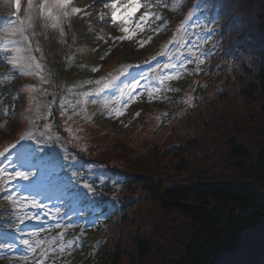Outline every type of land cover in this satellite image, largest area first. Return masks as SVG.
Returning <instances> with one entry per match:
<instances>
[{
  "label": "trees",
  "instance_id": "trees-1",
  "mask_svg": "<svg viewBox=\"0 0 264 264\" xmlns=\"http://www.w3.org/2000/svg\"><path fill=\"white\" fill-rule=\"evenodd\" d=\"M198 7L211 26L208 79L197 86V108L161 133L150 130L131 145L83 125L73 107L85 102L83 75L58 102H30L21 87L10 100L9 137L20 135L26 115L34 120L33 141L17 153L34 169L36 189L61 188L65 199L77 194L76 179L96 175L87 195L95 214H80L100 218L82 264H264V0H186L184 9ZM257 103L259 140L249 152L250 134L236 136L248 130ZM46 105L56 110L49 120L40 113ZM39 115L57 136L38 131ZM67 124L75 128L68 132ZM94 129L97 139L74 145L73 130ZM215 137L227 145L220 163L208 160Z\"/></svg>",
  "mask_w": 264,
  "mask_h": 264
},
{
  "label": "rangeland",
  "instance_id": "rangeland-1",
  "mask_svg": "<svg viewBox=\"0 0 264 264\" xmlns=\"http://www.w3.org/2000/svg\"><path fill=\"white\" fill-rule=\"evenodd\" d=\"M127 0H122L119 2V5L123 6L127 4ZM154 1L156 3V0H148L145 2V4L139 8V10H135V12L132 14V21L129 23V27H134L135 22L138 20L139 13L142 12H151L153 15L149 17L148 20H158L155 18L156 16L159 17L160 20H163V23H160L158 28L154 30L153 35L150 37L148 36V32L145 30V25L143 27V30H137L136 34L132 37L131 41H128V39L125 40H120V42L117 44L120 45V52H121V72L114 77L122 76L125 75L128 77V80L126 82V87H124V93L125 95L123 96L122 100L121 99H116V98H110L109 100L103 99V103L101 106V117L103 118H108L110 121H113L118 129H126L128 128L127 124V119L122 118V114L125 115L127 111H125L126 107H123L122 105H129L131 106L132 104L135 106H146L149 102L150 104L152 102H155L157 104H160L161 106L165 105L168 103L169 99L166 98L165 96L162 95L160 88L157 83H152L150 89L145 86L144 82L142 81V78L140 76V73H143L142 69L133 71V61L132 59L128 58V53L126 52L129 48V46H124L125 44H132L131 47H134L133 52L140 51L142 50L146 45L150 44L151 41L153 42L152 38H155L156 36H163L166 34V28H168V23L161 16V14H158L154 9H153V3ZM44 0H32V3L38 4L42 3ZM51 2V0H49ZM76 2H79L80 4H85L88 6V11L95 13L92 15V19L96 20L97 23L96 25L101 24L102 30L107 29L110 33L107 37H105V43L109 44L114 41L115 35H117L120 31V28L122 26L121 23V18L122 16H127V13H124L123 7H118L117 8V21L116 23L109 22L108 20H105V14H104V19L101 20L100 16L95 10L98 9H103L106 12L109 11L111 12V9L105 8L104 5L111 3L112 0H76ZM28 0H22V16L25 18V24L23 26L18 23L16 27H14V36L11 39H16V38H22V40H25L26 43V51H30L32 53V50L38 51V56H31L30 61L34 65L39 64L40 65V74L37 75V81H38V86H43L48 85V83L52 84V90H55L56 86V81L53 76L52 72V63L48 61L47 54L44 50V47L46 46V41L47 37L53 36L55 40L58 41L60 49L63 48V51L58 53V50H55L53 52L56 53V57L58 59H63L65 67L64 72L62 74V77L65 76L66 78V73L68 71V67L73 65L74 62V53H72V45L74 43L75 39L81 38L82 31H77L73 32L71 30L70 25L68 24L67 21H65L61 26L64 29V34L61 35L59 29L52 28L50 26L51 21H45L43 17H38L37 15V10L34 8L32 12L29 14V16H25L24 14V9L27 7ZM150 5V7H149ZM137 11V12H136ZM178 11V10H177ZM169 12V11H167ZM163 13L165 11L163 10ZM55 15V11H54ZM31 17V19H29ZM109 22V23H108ZM31 23V27L28 26V24ZM76 25V22H73ZM168 24V25H167ZM78 26V25H77ZM76 26V27H77ZM23 28V35L21 34V29ZM77 29H81L78 27ZM138 31L140 34L138 35ZM146 33V34H144ZM16 36V38H15ZM26 37V38H25ZM104 39V37H103ZM151 39V40H150ZM150 40V41H149ZM98 41V40H97ZM188 47L195 49L196 53L198 52V49L196 48V43L191 42L187 44ZM8 47H10L8 45ZM13 51V57L18 58V64L15 65L17 67L18 73H22L23 71H26L27 67L29 66V61H25L23 64L19 63V61L24 59L22 58L21 53L17 52L16 49H19L18 46H12L11 47ZM23 49V48H22ZM87 47L84 44H80V50H86ZM22 51V50H21ZM23 52V51H22ZM9 54V53H8ZM8 54L3 51L2 45L0 44V65L4 66V60L8 58ZM185 54H190L189 51H185ZM49 55V53H48ZM12 57V58H13ZM204 60V57H202ZM39 61V63H38ZM185 61H189L188 63L194 64L193 61L190 60L189 56H185L183 58V61L181 64H184L183 68H178L179 75L181 77L182 73H187L188 70L186 69V66L188 67L190 64L184 63ZM97 62V61H96ZM188 64V65H187ZM13 65V64H12ZM21 67H23V71L21 70ZM125 68L127 71H125ZM146 69V68H144ZM8 70V71H7ZM7 67L1 68L0 66V85L4 84H10V87L8 88L11 90L13 89L14 86H16V83L18 84L19 82L17 81L18 79V74L14 73ZM11 75V77H9ZM162 75L158 74L157 79ZM9 80H7V79ZM160 80V79H159ZM178 80V79H175ZM22 81V79H21ZM134 81L138 82L134 84ZM151 91V96L149 95ZM171 90L166 87V93L170 95ZM134 95V99L129 100L128 97L129 95ZM188 95H191V93H188ZM192 98L190 99V101ZM256 107V108H255ZM252 111L250 110L249 113L252 116L250 119L247 120L244 124L248 127L247 129H244L246 131H241V134H238L237 137H241L242 135H246L247 133L250 134V138L246 140L251 146H249L250 150L255 148V142H258L259 138L254 139V136L258 130V120L261 119V117L258 115V103L255 106ZM148 108V107H147ZM146 108V109H147ZM118 109L121 113V115H116L115 110ZM209 115V114H208ZM138 116V112H135L133 114V118H136ZM245 116V115H244ZM118 117V118H117ZM262 121V119H261ZM25 122L28 125V129L32 128V123L29 118H26ZM68 132L75 128L73 125H68ZM253 127V128H250ZM243 128V126H242ZM105 130H108V128L104 127ZM54 130V129H53ZM72 132L75 134L74 139V145L77 147H82L84 148L85 144H88L87 141H94L99 137V134L97 131H88V133L80 135L82 132L78 131L77 133ZM7 132V121L6 117L4 115V112L1 111L0 109V146L3 144L2 137H5V133ZM41 132L44 133H50L51 137L53 138L56 133L50 132L48 124H44L41 128ZM128 132V131H127ZM72 133V134H73ZM141 133H136L134 137L136 139H139ZM230 134L232 136H235V133L233 131H230ZM57 136V135H56ZM65 136V135H64ZM68 139L70 138L69 135H67ZM105 138H108V135H105ZM216 140L215 142H212L213 147L210 149L211 154L208 160L210 161H215L221 162V158L223 155V152L226 150L227 145L224 143L225 140L222 139V137H215ZM241 139V138H239ZM71 141V138L69 139ZM216 145V147H215ZM5 146V145H4ZM11 150V149H10ZM6 162V161H5ZM230 168L234 166V161L230 160ZM19 162H15V166L11 170L8 169L7 167L6 170H4V173L6 174L4 176V179L7 180V185L4 187L6 197L11 194L14 195L15 199L19 201L18 204L10 202L7 200V210H8V216L9 218L7 219V223L3 224L1 229H0V261L5 264H67L66 263V256L64 254H67L68 248L65 249V251L60 252L59 247L62 243H67L68 241H75V239H70L68 237H65L66 235V230L69 226L73 225L72 221H69L66 218V215H57L56 210L59 209V206L57 208L56 203L54 201L47 200L49 198L45 197H40V196H34L30 195L27 193V188L30 186L32 182V175L29 176L27 180L22 179L20 177H15V178H10L12 174H14L15 171H21L20 166L16 165ZM221 165V166H220ZM223 164H219L218 166H213L211 171H218V169L223 168ZM229 167V166H228ZM236 167H234L235 169ZM0 169H3L2 165H0ZM226 170V169H225ZM213 171V172H214ZM24 172H30L31 171H24ZM204 175V174H202ZM0 187H3L2 182H0ZM136 192H140L138 189ZM40 197V198H39ZM45 198V199H44ZM31 201H35L39 206L38 207H32L31 206ZM28 217H39V219H34V218H29V219H23L24 216ZM20 218V219H18ZM67 219V220H66ZM22 221V222H21ZM59 224L61 227H57L56 225ZM159 229V228H158ZM32 232H36L37 236L33 237L30 234ZM60 233H63L62 238L59 236ZM159 238H165V233L162 232V234H158ZM156 238L157 236L154 235ZM22 239H29L30 242L34 243V246L36 247V252H30L24 244L21 243ZM42 241L44 247H49L51 249H55V251H49L47 257H41L39 255L40 251H42V247L40 244H36V241ZM165 240V239H164ZM173 242L170 241H164L163 244L164 246H168ZM5 245H12V247L8 248L5 247ZM77 247V246H76ZM27 257V260L24 261L22 258Z\"/></svg>",
  "mask_w": 264,
  "mask_h": 264
},
{
  "label": "snow or ice",
  "instance_id": "snow-or-ice-1",
  "mask_svg": "<svg viewBox=\"0 0 264 264\" xmlns=\"http://www.w3.org/2000/svg\"><path fill=\"white\" fill-rule=\"evenodd\" d=\"M12 2L14 4V9H15L14 15L17 16L18 22L20 23L21 26H23L25 24V21L19 19V15H18L20 10H21V0H12ZM140 6L141 5L138 2V0H132L131 3H127L123 6L118 5L115 2L108 3V4L104 5L105 8L111 9V21L114 24L117 21V8L118 7H123L124 13H127V16H122V18H121L122 26L120 28V31H121V33H123V35L118 37L119 40L131 39L136 34L137 30H143L145 21H147L149 19V17L153 15L151 12H144L139 16L138 20L135 22L134 28L129 27L128 25H129L130 19H131V12L133 10L140 8ZM159 6H163V5H159ZM172 6L173 7H180L181 6L180 0H176V2ZM149 7H150V5H149ZM34 8L37 10L38 17H43L45 19V21H51L50 26L52 28L59 29L61 35L64 34V29L61 25L65 21H67L71 16L79 15L82 12L81 9L72 7L71 0H51V2H49V0H44V2L35 4V5L32 3V0H28L27 7L24 9L25 16H29V14L32 12V10ZM54 11H55V15H54ZM93 14H95V13H91V14L86 13V15H93ZM191 15H192V12L189 11L187 19H190ZM99 16H100L101 20L104 19V13L103 12H100ZM155 18L159 19L158 16H156ZM29 19H31V17H29ZM187 19L181 23V25H180L181 30H183L185 28V24L187 23ZM28 26L31 27V23H29ZM21 34L23 35V28L21 29ZM16 51L19 52L20 49H16ZM189 52L194 57L195 62H197V63L203 62L202 57L196 54L195 49L189 48ZM164 54H167V53H164ZM153 59H154V57H153ZM9 62L15 66L18 64V58L14 56ZM188 62L189 61H185L184 63H188ZM163 67L165 69L171 68V69H173V71L167 75H161L159 77L161 84H163L165 80L170 81L173 79H179L180 75H179V72L176 71V69L183 68L184 64L183 63L179 64V65H177V64H164ZM36 68H40V65L36 64ZM21 70L23 71V67H21ZM196 70L199 71L200 69L197 67ZM125 71H127L126 68H125ZM136 83H138V82L134 81V84H136ZM104 87H108V85L105 84ZM123 95H125V93L122 91L121 96H123ZM134 95L135 94L129 95L128 99L129 100L134 99ZM149 95L151 96V91H150ZM117 99H119V97ZM122 106L126 107L127 105L125 104ZM115 112H116V115L121 114L118 109H116ZM24 138H25L24 136H21V140H23ZM10 147H14V146L10 145ZM7 151H8L7 148L4 149V151H0V156H3L5 154V152H7ZM37 163H39V161H37ZM33 166H35V165H33ZM5 175L6 174L4 173V170L0 169V182H2V184H3V187H0V191L4 190V187H6L7 182H8L7 180L4 179ZM30 175H32V173H30V172L15 171L14 174H12L10 178L20 177L22 179L27 180ZM85 187L89 188V189L91 188L90 185H85ZM6 199L8 201L16 203V204L19 203V201H17L15 199L14 195H11V194H9L6 197ZM31 206L32 207H38L39 205L35 201H31ZM56 211L58 213L59 209H57ZM29 218L39 219V217H28L26 215L23 217V219H29ZM18 219H20V218H18ZM56 226L61 227V225H59V224H57ZM30 235L35 237V236H37V233L32 232ZM59 236L62 238L63 233H60ZM21 243L24 244L25 246H27V248L30 252H36V247L34 246V243L30 242L29 239H22ZM35 243L40 244L42 249H43L39 253V255L41 257H47L49 251H55V249H51L49 247H44L42 241L38 240ZM72 243H73L72 241H68L67 243H62L59 247V251L60 252L65 251L66 248L72 246ZM5 247L10 248V247H12V245H5ZM22 259L24 261H26L27 257L25 256ZM17 264H19V262H17Z\"/></svg>",
  "mask_w": 264,
  "mask_h": 264
}]
</instances>
